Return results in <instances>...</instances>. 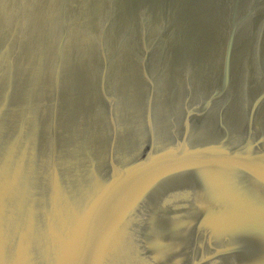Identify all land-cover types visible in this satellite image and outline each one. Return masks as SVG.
Listing matches in <instances>:
<instances>
[{
	"label": "water",
	"instance_id": "water-1",
	"mask_svg": "<svg viewBox=\"0 0 264 264\" xmlns=\"http://www.w3.org/2000/svg\"><path fill=\"white\" fill-rule=\"evenodd\" d=\"M0 264H264V0H0Z\"/></svg>",
	"mask_w": 264,
	"mask_h": 264
}]
</instances>
